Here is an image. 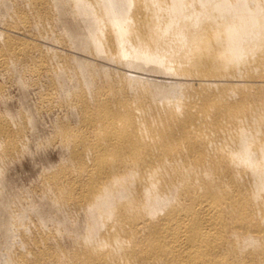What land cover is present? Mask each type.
<instances>
[{"label":"bare ground","instance_id":"1","mask_svg":"<svg viewBox=\"0 0 264 264\" xmlns=\"http://www.w3.org/2000/svg\"><path fill=\"white\" fill-rule=\"evenodd\" d=\"M0 264H264V0H0Z\"/></svg>","mask_w":264,"mask_h":264},{"label":"rangeland","instance_id":"2","mask_svg":"<svg viewBox=\"0 0 264 264\" xmlns=\"http://www.w3.org/2000/svg\"><path fill=\"white\" fill-rule=\"evenodd\" d=\"M68 48L69 49H72L70 47H66V50H63L62 49V51H65V52L67 51L66 54H69L72 57L74 55V56H79V57H81L83 59H86V60L93 61L98 66H101L102 65V66L109 67L112 70H116V71L118 70L119 72L126 73V75L133 76V77H135V79H138L140 81H154V82H160V83H163V84L164 83L165 84L171 83V81H172V80L170 81L171 78H166L163 74H161L160 72L155 71V70H150V69L148 70L147 68H146L147 70L146 69H135V68H131V67H127V66H121V65H116L118 67H116L115 65L112 66V65L108 64L107 61L105 62V60H101L102 58L96 57V59L99 58V59H97L98 60L97 61L96 59L91 58V55L89 57V55L87 53H84V55L86 54L84 56V55H81L80 52L73 51V50H76V49L73 48L72 50H69ZM58 49H61V48H58ZM69 51H72V52H69ZM9 83H10V85H9ZM12 86H14V87H12ZM17 87H19V85H17L16 83H13V82H8L7 83V88H9L8 89L9 90L8 92L10 94V101H11V103L10 102L9 103L12 104V106L14 105L13 106L14 108H18L19 106H21V103H22V94H21L22 93V91H21L22 88L21 87L17 88ZM34 91L37 92L36 90H33L32 89L31 92H30V94H29V96H28V100L26 102L29 105L31 104L32 107H33V105L35 106V104H38V102H39L38 99H37L38 95L35 94V93H33ZM66 113H67V110H66ZM45 114L44 115L40 114L41 116L40 115L39 116L41 118L40 117L38 118V121L40 123V126L42 127V130H43V131H41L42 132L41 133V142L42 143L41 144H38V145L32 143L31 146H30V148H29V151H27L24 154H22L17 161L15 160L16 162L14 161L13 163H11L12 165H10V168H9V166L6 167L7 169L9 168L8 170L6 169L8 171V172L6 171L7 172L6 175L9 176L10 178H13L16 181L17 186L19 185L18 188L16 189V191L17 190L20 191L21 192V195L23 197H25L26 194H27V196H29L31 194L30 190H31V188L33 190V185L35 187L37 182H38L37 183V186L39 185L40 181L38 180V176L40 177L41 176V173L43 172V170L45 171V169H47L46 166L47 167H50L51 165L52 166H55V165L57 166L58 162L60 164L63 156H65V154H66V152L61 148L62 146L60 144H58L59 142L58 143L57 142L55 143L58 147H56V145L54 144V139L55 138L53 136H54L55 133H53V132L51 133L53 136L50 134V131H52V128H53L52 127V122L49 121L50 120V117L47 116V114L46 115ZM43 116H45V117L43 118ZM40 121L42 122V124H41ZM43 134H45L44 135L45 137H43ZM50 135L53 138H51ZM46 136H48V137H46ZM50 138L53 141H51ZM43 144H45V147H44ZM41 145L43 146V148H42ZM57 148H59V150H57ZM47 160H50V163ZM42 168H43V170H42ZM39 173H40V175H39ZM22 186H24L25 188L27 187V189L25 190V188L22 187ZM19 187L22 188L21 190L24 189L23 192L20 190ZM25 191H28V193L25 192ZM24 193H26V194L24 195ZM33 198H36V197H33ZM29 199L30 198H28V200H27L29 202H30V200H31V202L32 201H36L37 199L39 200V198H36V200H32V196H31V199L30 200ZM30 203H29V205H30ZM30 217H31V219H30ZM32 218L36 220V221L34 220L35 221V224L32 221H30V220H33ZM29 219H26L25 220V222H26L25 225H27L29 227V224L30 225L33 224L30 227V230H31L30 232L31 233L28 232L29 235H31L32 233L33 234L35 233L33 231H36L34 228H35V226L37 224V219L38 218H37L36 215H34V216L32 215V216H29ZM49 226H48L47 230L51 231V229H53V226H50V227ZM66 240H67V238H66ZM67 242L68 241H66V243Z\"/></svg>","mask_w":264,"mask_h":264}]
</instances>
